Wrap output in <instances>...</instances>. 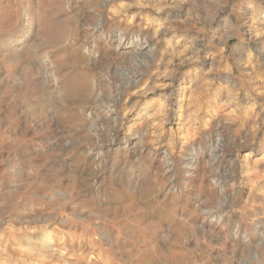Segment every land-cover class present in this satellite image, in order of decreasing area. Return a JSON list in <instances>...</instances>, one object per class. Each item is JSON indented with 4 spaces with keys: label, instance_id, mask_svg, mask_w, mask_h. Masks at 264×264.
<instances>
[{
    "label": "rangeland",
    "instance_id": "rangeland-1",
    "mask_svg": "<svg viewBox=\"0 0 264 264\" xmlns=\"http://www.w3.org/2000/svg\"><path fill=\"white\" fill-rule=\"evenodd\" d=\"M0 264H264V0H0Z\"/></svg>",
    "mask_w": 264,
    "mask_h": 264
}]
</instances>
